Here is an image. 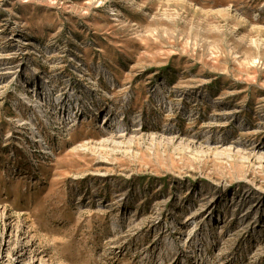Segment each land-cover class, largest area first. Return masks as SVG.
Listing matches in <instances>:
<instances>
[{
  "label": "rangeland",
  "instance_id": "rangeland-1",
  "mask_svg": "<svg viewBox=\"0 0 264 264\" xmlns=\"http://www.w3.org/2000/svg\"><path fill=\"white\" fill-rule=\"evenodd\" d=\"M0 264H264V0H0Z\"/></svg>",
  "mask_w": 264,
  "mask_h": 264
}]
</instances>
